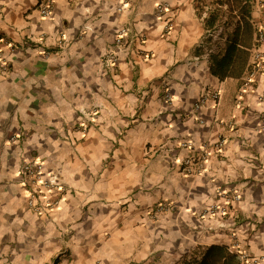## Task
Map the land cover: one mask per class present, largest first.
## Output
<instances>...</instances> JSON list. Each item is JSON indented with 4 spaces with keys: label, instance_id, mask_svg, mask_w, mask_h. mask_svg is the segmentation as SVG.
I'll return each instance as SVG.
<instances>
[{
    "label": "crops",
    "instance_id": "0c3cea01",
    "mask_svg": "<svg viewBox=\"0 0 264 264\" xmlns=\"http://www.w3.org/2000/svg\"><path fill=\"white\" fill-rule=\"evenodd\" d=\"M219 1L59 0L43 18L39 0H0V38L14 46L0 82V264H243L232 229L202 218L220 190L240 194L234 243L264 264V77L242 92L264 13L252 0L249 15L203 22L199 6ZM222 17L217 51L190 64ZM127 26L146 41L108 69ZM206 89L221 91L218 106L194 109ZM82 112L93 124L77 126ZM204 149L206 170L187 172L179 160ZM31 152L71 188L51 193L53 210L28 203Z\"/></svg>",
    "mask_w": 264,
    "mask_h": 264
},
{
    "label": "built area",
    "instance_id": "2783aa9c",
    "mask_svg": "<svg viewBox=\"0 0 264 264\" xmlns=\"http://www.w3.org/2000/svg\"><path fill=\"white\" fill-rule=\"evenodd\" d=\"M59 0H39L38 9L43 18H48L52 16L54 6ZM258 4L260 10L264 13V0H255ZM201 9V20L206 22L210 19L212 11L216 9L228 10L227 4L220 2H213L204 4L200 6ZM156 10L159 16H163L169 11L166 5L160 3L156 6ZM226 18L222 17L220 21L215 23L211 27H207L203 36L196 44V49L201 50V53L194 56L190 61V64L200 65L202 62H209L212 54L217 51L218 42L222 40V35L225 31ZM174 22L168 19L166 24V32L173 29ZM255 26V43L251 49V60L247 69V73L243 79L242 92L247 91L252 88L257 81L264 77V17L258 21H254ZM146 41L145 36L138 31H133L130 26L123 27L120 29L114 42L109 46L107 58L105 60V65L108 69L116 67L119 56V50L132 51V47L136 43L143 45ZM9 52L14 51V46L8 43L4 38H0V82L6 77L10 70L9 59L5 55V50ZM140 54L147 57L143 50L140 48ZM165 97L167 101L170 100L168 91L165 92ZM221 99V91L219 89H206L201 91L194 104V109L198 110L205 106L217 107ZM202 122V121H201ZM224 141L218 143V151L222 150V145ZM210 156V151L204 149L199 155L188 156L184 159L179 160L181 165L184 166L187 172L202 173L206 170L208 163V158ZM20 177L21 182L26 188L28 195V203L30 208L35 212H46L48 210H53L59 205L58 199H53L51 193L66 194L71 192V188L60 182L58 176L52 171H46L43 168L42 163L38 160L35 155H30L28 159H25L20 167ZM224 201L222 203H217L210 206L205 214L202 216L214 217L215 220L220 222L221 228L230 227L232 229L231 237L234 242L238 239L236 228V220L231 215V210L234 203L241 201V196L237 192H229L220 190L218 193ZM162 209V205H159ZM232 248L241 250L240 255L243 260V264H261L260 259L252 257L249 252L241 248L238 243H234Z\"/></svg>",
    "mask_w": 264,
    "mask_h": 264
},
{
    "label": "rangeland",
    "instance_id": "374dc122",
    "mask_svg": "<svg viewBox=\"0 0 264 264\" xmlns=\"http://www.w3.org/2000/svg\"><path fill=\"white\" fill-rule=\"evenodd\" d=\"M220 3H223V4H227V6H228V10L227 11H231V12H233V11H238L239 12V7L240 6H237L236 4H234L233 3V5H232V2H228L227 0H224V1H219ZM80 117L82 118L81 120H80V122H78V125L77 126H80V127H83V126H86V125H88V123H86V122H89V123H92L93 124V120H91V119H89V115H88V113H86V112H82V113H80ZM81 123H84L85 125H83V124H81ZM31 155H35L34 153H32L31 152ZM37 158H38V156L37 155H35ZM39 160V159H38ZM40 161V160H39Z\"/></svg>",
    "mask_w": 264,
    "mask_h": 264
},
{
    "label": "trees",
    "instance_id": "16d2710c",
    "mask_svg": "<svg viewBox=\"0 0 264 264\" xmlns=\"http://www.w3.org/2000/svg\"><path fill=\"white\" fill-rule=\"evenodd\" d=\"M229 3L232 2L236 4L237 6H240V12L247 13L250 12L252 0H227ZM182 264H187L185 261ZM189 264V263H188Z\"/></svg>",
    "mask_w": 264,
    "mask_h": 264
}]
</instances>
